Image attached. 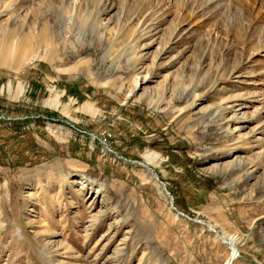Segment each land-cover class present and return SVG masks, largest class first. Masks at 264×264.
Wrapping results in <instances>:
<instances>
[{
	"label": "rangeland",
	"instance_id": "obj_1",
	"mask_svg": "<svg viewBox=\"0 0 264 264\" xmlns=\"http://www.w3.org/2000/svg\"><path fill=\"white\" fill-rule=\"evenodd\" d=\"M263 13L0 0V264H264Z\"/></svg>",
	"mask_w": 264,
	"mask_h": 264
},
{
	"label": "trees",
	"instance_id": "obj_2",
	"mask_svg": "<svg viewBox=\"0 0 264 264\" xmlns=\"http://www.w3.org/2000/svg\"><path fill=\"white\" fill-rule=\"evenodd\" d=\"M13 131V133H15L14 135H15V137H13L12 138V140H15L13 143H12V140H9V138H1L2 140L4 139V140H6V143L8 144V146H11V147H15V145H17V143L20 145V147L22 148V147H25L24 146V141H22L21 140V138H20V134H19V130L17 131L16 129H14V130H12ZM1 134H6L5 132H1ZM0 156H3V157H5V158H8V156H5V155H2V154H0ZM20 157L21 156H16V158H15V156L14 157H12V155H11V157H10V161H13L14 162V164L13 165H18V163H21V162H19V160L18 159H20ZM3 159V158H2ZM2 159H1V161H0V165H1V163H2ZM19 165H21V164H19Z\"/></svg>",
	"mask_w": 264,
	"mask_h": 264
},
{
	"label": "water",
	"instance_id": "obj_3",
	"mask_svg": "<svg viewBox=\"0 0 264 264\" xmlns=\"http://www.w3.org/2000/svg\"><path fill=\"white\" fill-rule=\"evenodd\" d=\"M157 178V177H156ZM224 242V241H223ZM239 254V253H238ZM232 261H233V259H232Z\"/></svg>",
	"mask_w": 264,
	"mask_h": 264
},
{
	"label": "bare ground",
	"instance_id": "obj_4",
	"mask_svg": "<svg viewBox=\"0 0 264 264\" xmlns=\"http://www.w3.org/2000/svg\"><path fill=\"white\" fill-rule=\"evenodd\" d=\"M264 14V13H263ZM231 243V242H230ZM235 246V245H234Z\"/></svg>",
	"mask_w": 264,
	"mask_h": 264
}]
</instances>
